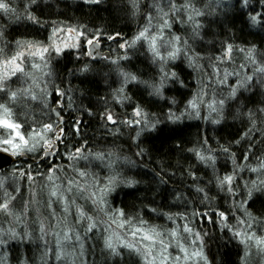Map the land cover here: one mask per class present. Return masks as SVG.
Listing matches in <instances>:
<instances>
[{
  "label": "snow or ice",
  "instance_id": "6c2138e0",
  "mask_svg": "<svg viewBox=\"0 0 264 264\" xmlns=\"http://www.w3.org/2000/svg\"><path fill=\"white\" fill-rule=\"evenodd\" d=\"M37 0H27L18 11L12 0H0V15L9 22L28 21L32 24H40L39 18L34 15L31 5ZM86 4H98L100 0H84ZM264 7V0H258ZM132 15L136 16L141 11L140 0H130ZM240 9H248L250 0H237ZM232 7L226 0H209L203 8L197 7L194 0H150L145 5L144 25L138 29L131 41L119 42L118 47L124 52L118 60L128 59V49L137 43L147 45L146 51L150 54L153 64L159 66L158 80H141L136 74L127 72L118 63L112 60L115 71L121 78L120 87L114 90L113 99L123 104L130 100L125 93L129 84H140L148 91L149 96L164 98L165 85L170 80L177 79L175 71L167 70L170 63L183 59L194 71L205 67L201 63L205 57L197 51L194 42L203 39L201 31L204 26L203 17L213 15L217 9ZM248 20L253 27H264V12H256L252 9ZM176 25L189 29L190 35H181L174 30ZM75 33L68 36L74 40L72 44L64 43V37L59 36L63 32ZM4 30L0 28V39L4 38ZM119 35V34H117ZM101 33H88L76 27L66 30L62 27H53L50 43L44 45L41 42L16 41L17 50L14 54H6L5 48L0 47V153L17 158V163L10 174L13 183L23 180L29 186V198L23 202L22 207L17 208L14 201L19 195L20 187L12 190L6 187L8 177H0V264H8L9 245H35L41 249V264H50L54 258L55 264H87L85 259V243L93 238L99 239L103 244V251L117 264H123L125 257L135 258V264H199L203 259L207 264V258L203 254V237L200 232H193L188 223H185L183 232L188 234L187 242L178 236L176 230L166 231L156 225H151L142 216L126 215L123 209H112L109 206L108 196L121 184L133 187L138 181L130 178H122L121 174L114 169V160H119L116 153L92 152L87 148L86 142L67 151L64 156L69 167L57 165L55 157L61 155L59 145L65 144V129L60 109L64 107L61 103L66 92L61 90L55 81V75L51 68V60L62 55L66 48H80V39L84 38L88 48L87 54L92 56L99 47ZM107 39H116L114 35H108ZM234 46L231 43L221 45L219 56L208 57L212 73L208 74L207 81H201L199 91L188 102L185 112L177 115L171 110L165 119L176 123L185 115L197 119L200 118V105H206L209 116L213 113L215 118L211 119L213 124H219L223 119L226 102L237 99V93L250 90L259 84L264 87V54L258 55L255 46L239 48L246 55L247 63L239 65V70L228 72L227 68L221 70L220 65L231 63ZM27 57H38L40 62L32 60L29 70H26ZM20 74L27 86L15 89L9 83L13 77ZM229 76H235V84L229 83ZM15 83V81H12ZM225 86L229 89L227 96L217 98L215 87ZM183 86V82H181ZM51 88V91L49 90ZM212 89L211 100L206 101L207 90ZM49 97H56L55 104L49 103ZM39 104L42 112L49 113V119L36 122L35 119L30 127L25 126L24 120L16 119L14 108L20 105L29 107L31 104ZM174 103V101H173ZM71 107V103L68 104ZM188 108L193 111L188 112ZM55 115V120L51 118ZM28 113H25L27 117ZM91 115V113H89ZM247 117L249 127L235 140L239 145L242 140L250 141L248 150H251L252 140L255 133L264 135V108L256 112L248 110L240 113ZM106 124H124L128 127L141 126L136 137L139 138L142 131H154L157 124L161 123L159 118L150 119L149 114L140 106L132 108L131 115L118 121L111 111L105 109L103 116ZM80 121H76L73 132L79 135ZM111 130V129H110ZM208 140L205 139L199 147L188 149L196 159L207 168L216 171L217 156L215 151L225 154L233 164L231 173L223 176L216 175V186L220 191L230 194L232 197L240 195L234 187L236 170H243V166L237 164L235 152L230 145H219L218 149L205 147ZM144 149H140L136 155L143 156ZM106 156L108 160L106 162ZM27 157V159H24ZM245 161L248 155L243 156ZM100 161L111 171L106 179H101L98 174L88 169L87 164L78 166L80 161ZM31 161V162H30ZM7 162V161H5ZM43 168V170H42ZM251 172L264 173V160L256 167H250ZM72 175L69 176L68 173ZM195 182L197 177L189 172ZM246 199L237 206L244 216H236L237 224L242 227L230 226L228 216L224 211H218L222 228H227L233 238L239 240L244 246V256L251 255L255 248L258 255L264 256V235H258L254 230L255 218L247 211L246 205L254 192H264V180L252 181L251 186L245 183ZM35 189H38L35 190ZM197 193H203L202 200H207L208 195L203 187H196ZM46 196L41 198V194ZM180 199V196H177ZM83 202V203H81ZM156 212V209H150ZM196 213H194L195 215ZM207 216V213H203ZM235 216V213H233ZM244 217H249L245 219ZM169 220L173 216L168 215ZM186 221L188 217L183 216ZM206 235V233L204 234ZM175 248V251L170 249ZM191 249V250H190ZM243 259V258H242ZM19 264H32L31 257L26 256Z\"/></svg>",
  "mask_w": 264,
  "mask_h": 264
},
{
  "label": "trees",
  "instance_id": "16d2710c",
  "mask_svg": "<svg viewBox=\"0 0 264 264\" xmlns=\"http://www.w3.org/2000/svg\"><path fill=\"white\" fill-rule=\"evenodd\" d=\"M12 2L20 11L27 0H12ZM54 2L56 7L51 10L49 5ZM194 2L197 7L203 8L209 0H194ZM226 2L230 3L232 7L217 9L213 15L202 18L204 21L201 31L203 39L194 42L197 51L205 57L201 61L205 67L194 71L183 59L177 60L176 63H170L167 70L175 71L177 79L166 83L163 99L149 96L143 85L134 83L129 86V89H125L130 100L121 104L113 98L112 101L109 98L107 99L109 105L102 106L106 94L103 92L101 80L108 72L113 71L112 65H108L106 61H90L85 58L86 55L83 57L84 60L83 58L76 59L75 53L68 50L64 51L61 56L54 57L50 62L56 84L66 92V96L61 101L64 105L61 115L66 134L65 144L62 145L66 150H60L61 155L56 156L54 162L67 168L69 162L63 158L67 155V151L73 150L85 142L87 148L92 152L116 153L119 160L116 161L113 158L114 169L121 174L122 178L134 179L138 183L133 187L123 184L118 186L107 198L109 206L112 209H123L126 215L142 216L149 224L156 225L166 231L171 228L179 231L177 229L181 228L182 222L188 223L194 232H200L203 237L207 264L243 263L244 246L239 243L238 239L232 237L227 228H222L217 212L224 211L228 216L227 223L232 226L233 222L229 219L244 216V213L234 204L238 205L243 199H246L245 183L251 186L252 181L259 182L258 176L262 177L263 173L251 172L249 169L256 167L261 160H264V135L260 132L255 133L250 151L248 150L250 141L242 140L237 145L235 140L239 139L240 135L249 127L247 117L240 113H246L248 110L256 112L258 109L264 108V87L257 84L250 90L241 89L237 93V99L226 102L223 119L219 124L211 122V119L215 118V113L207 121L203 119L205 116H209V112L205 110L206 105L204 108L200 105L199 119L194 116L189 118L185 115L180 121L171 123L165 117L170 110L177 115L185 112L189 100L199 91L200 82L207 81L208 74L213 71L208 66V57L219 56L222 44L231 43L234 46L232 62L220 65L221 70L227 68L228 72H232L234 69L239 70L240 64L247 63L245 53L240 52L239 48L247 50L255 46L258 55L264 54V27L251 26L248 15L245 14L250 13L252 9H255L256 12H264V7H261L258 0H250L249 8L242 11L237 0H226ZM64 3L66 5H62ZM140 6V13L133 16L130 0H100L98 4H86L84 0H37L35 5H31V10L41 21L39 26L24 20L9 22L0 15V28L5 33L4 38L0 39V47L5 48L6 54H14L15 51L20 50L17 49L16 41L21 43L43 42L46 36L38 32V28L41 29L42 25L46 23L44 26L47 30L50 27L53 29L52 26L49 27V22L58 26L63 25L62 27L65 28L76 27L89 35L99 32L101 33L100 41H102L101 37H105L106 40L108 35L119 34L121 36L120 28L129 21L135 23L136 30L144 25L145 6L143 0L140 1ZM127 10L131 12L128 14ZM107 30L108 32H106ZM174 30L182 36L191 34L190 28L185 29L180 25H176ZM49 34L48 32L47 35ZM102 43H105L104 40ZM115 44L111 43L110 46H116ZM139 48L142 50L141 47ZM106 49H110L109 45ZM148 58L150 60V57ZM32 59L34 58L26 55V70H29ZM128 64L129 62L123 63L121 66L127 68ZM133 65L136 68L130 67V71L129 68L125 71L133 72L141 80L159 79L160 72H149L148 65L144 67V64L134 61ZM107 67L110 68L109 71ZM134 70L136 71L134 72ZM18 77L20 78H12L15 83L9 82L13 89L27 86L23 83L24 78L20 74ZM236 79L235 76H229V83L235 84ZM115 82L121 84L119 75ZM181 82H183V86H181ZM49 90L51 91V88ZM228 91L229 89L225 86L217 85L215 87V94L218 97L227 96ZM207 92L206 101L212 98L213 90L208 89ZM83 95L84 98L79 99ZM85 95H88V99L85 98ZM56 99V97H49V103L54 105ZM80 101L82 103L86 101V103L81 104ZM69 103H71V107H68ZM86 104L87 106H85ZM137 104L149 114L150 119L159 118L161 123L157 124L156 130L142 131L137 138L136 133L141 126L134 128L124 124L111 125L106 124L103 119L105 109L111 111L118 121L126 119ZM14 110L15 118L24 120L26 127H30L34 119L39 123L48 120L50 115L47 112H42L39 104L35 103L29 107L20 105ZM187 110L188 112L193 111L191 108ZM25 113H28L27 117ZM51 118L55 120L53 114H51ZM76 121H80L79 135L74 134L72 129ZM205 139L208 140L205 147L218 149L219 145H230L232 152H235L237 164L243 166V170H236L234 181V187L239 185L236 190L240 195L232 197L230 194L220 191L216 186V175L223 176L233 170L232 161L226 159L225 154L219 151L214 152V155L217 156L214 173L212 168L205 167L192 152L188 151L190 148L199 147ZM140 149L145 150L143 156L136 155ZM245 154L248 155L247 161L243 159ZM107 160L106 156V162ZM91 162L95 166L97 165L95 161ZM16 163L17 161L14 160L9 168L0 171V177H8L6 187L9 190L17 187V184L20 187L19 195L14 201L16 207L20 208L23 202L28 199L29 187L23 180L17 181V183L12 182L10 174ZM82 163L90 166V162L83 160L79 162L78 166H84ZM96 168L98 169L90 171L98 174L100 178L104 177L105 172L98 166ZM190 171L197 177L195 182L189 175ZM197 186L205 189L208 195L207 200H202L203 193H193V189H196ZM35 190L38 191V189ZM177 196H180V199H177ZM41 198L45 199L43 193ZM150 209H156V212ZM246 209L251 217L255 218L254 230L258 235H264V192H254L252 198L247 202ZM194 213L196 214L194 215ZM203 213L208 215L203 216ZM168 215L173 216L174 219L169 220ZM183 216L188 217V220L183 219ZM244 218L249 219V217ZM0 221L2 222V218ZM172 223L173 225H171ZM205 233L206 235H204ZM26 256L31 257L32 264H41V249L35 245L25 246L15 243L9 245L8 264H19V261ZM85 259L87 264H117L103 251L102 241L96 238L85 243ZM50 264H55L54 258ZM123 264H135V258L130 260L125 257Z\"/></svg>",
  "mask_w": 264,
  "mask_h": 264
},
{
  "label": "rangeland",
  "instance_id": "374dc122",
  "mask_svg": "<svg viewBox=\"0 0 264 264\" xmlns=\"http://www.w3.org/2000/svg\"><path fill=\"white\" fill-rule=\"evenodd\" d=\"M141 1V0H140ZM143 2H144V6L145 5H147L148 3H150V0H143ZM108 4V3H107ZM109 6V5H108ZM142 17V16H141ZM49 26H51V25H49ZM53 27H55V26H52V28ZM62 28H64L65 30L67 29V27L65 28V27H62ZM140 28V27H139ZM138 28V29H139ZM137 29V30H138ZM52 35V33L50 32V34H49V37ZM59 36H61V37H64V43H67V44H72V43H74L75 41L74 40H71V39H68V36H75V33H67L66 31L65 32H63V33H59L58 34ZM102 38V41L103 40H105V37H101ZM102 41H100V43H99V47H98V49L96 50V54H99V55H101V54H103V53H109L110 55L108 56V58H106L105 60H106V62H107V64L108 65H112V66H114L112 63H111V61L112 60H118V57L120 56V55H122L123 53H121V52H119V50L117 49V47L118 46H110L111 45V40H109V39H106V42L105 43H102ZM41 43H43L44 45H47L48 43H50V41H49V38H48V40H45L44 42H41ZM109 45V50L107 51L106 50V47ZM137 45L139 46V47H141L142 49H144L143 51L145 52L146 51V49H147V45L146 44H143V46H142V44L141 43H137ZM88 47L89 46H87L86 45V43L84 42V38L83 37H81V39H80V48L77 50V49H74V48H66L64 51H72L73 53H75V55H76V59H80V58H83L85 55H86V57H87V55L88 54H84V52H88L87 50H88ZM81 51H83L82 53H81ZM26 55H27V51H26ZM149 57H150V54H149ZM36 59H39L38 57H35ZM130 60H131V62H129V64H128V66H126L127 68H129V71H130V66H131V64L133 63V60H132V58H129ZM83 60H84V58H83ZM96 59H94L93 58V61H95ZM150 60H151V57H150ZM98 61V60H97ZM125 61V62H124ZM105 62V63H106ZM176 62H178V61H176ZM176 62H174V63H176ZM118 63H125L126 64V60L124 59V60H118ZM122 64H120V65H122ZM123 67H125V66H123ZM108 68V67H107ZM126 68V69H127ZM109 69L110 68H108V71H109ZM73 72V71H72ZM74 73V72H73ZM156 73H159V72H156ZM69 75V74H68ZM112 76H113V73L112 72H108L106 75H105V77H103L102 78V86H103V89H104V94H106V98H105V102L102 104V106H106V105H109V103H107V99H109L110 98V100L112 101L113 99V94H114V89H117V88H119L120 87V84L118 83V82H115V80L112 78ZM113 79V80H112ZM129 86H132L131 84H129L127 87H126V89H129L130 87ZM87 96V97H86ZM212 97V96H211ZM84 98V95L82 96V97H79V99H83ZM85 98H87L88 99V95H85ZM217 98H220V97H218L217 96ZM87 99H85V100H87ZM94 100V99H93ZM97 100V99H96ZM210 100H211V98H210ZM80 103L81 104H85L86 103V101L85 102H81L80 101ZM85 106H87V104L85 105ZM202 108H204V105H202ZM205 110H206V112L208 111L209 112V109L207 108V107H205ZM60 112L61 113H63V109L61 108L60 109ZM54 115V114H53ZM55 116V115H54ZM62 116V115H61ZM62 119H63V116H62ZM132 127H134V128H138L139 127V125H133ZM140 128V127H139ZM93 161H95V163H97V165L96 166H98L102 171H104L105 173V175H104V177H101V179H106L107 178V176L110 174V169L108 168V167H106L104 164H102V163H100L99 161H96V160H93ZM83 164V163H82ZM84 165V164H83ZM87 166H88V169L89 170H94V169H98V168H96V166L92 163V162H90V166L87 164ZM67 167H69V166H67ZM68 175L69 176H71L72 175V173L71 172H69L68 173ZM262 177H260V176H258V178H257V180H264V173L261 175ZM17 186H18V184H17ZM28 186V185H27ZM29 187V186H28ZM193 193H197L196 192V189L194 188L193 189ZM29 194H30V190H29V192H28V198H29ZM199 194V193H198ZM44 198H46V196L44 195ZM81 203H83V202H81ZM230 221H232L233 222V225L232 226H236V227H242V226H240V225H238L237 224V220H236V218H231V219H229ZM1 222V221H0ZM185 223L186 222H182V224H181V228H179V229H177V230H179V231H177V233H178V236L181 238V239H185V238H188V234L187 233H184L183 232V227H184V225H185ZM171 225H173V223L171 224ZM170 230H175L174 228H171ZM169 230V231H170ZM194 232V231H193ZM185 242H187V239H185ZM191 250V249H190ZM170 251H175V248L173 247V249H170ZM205 250H204V244H203V254H204V256H205V252H204ZM243 258V263L242 264H264V256H261V255H258L257 253H256V250H255V248H253L252 250H251V255H249L248 257H245V256H243L242 257ZM199 264H205V261L203 260V259H200L199 260Z\"/></svg>",
  "mask_w": 264,
  "mask_h": 264
},
{
  "label": "bare ground",
  "instance_id": "6f19581e",
  "mask_svg": "<svg viewBox=\"0 0 264 264\" xmlns=\"http://www.w3.org/2000/svg\"><path fill=\"white\" fill-rule=\"evenodd\" d=\"M62 5H66L65 3L64 4H62ZM42 6V5H41ZM49 7H50V9L52 10V8H54V7H56V3L54 2V3H50V5H49ZM128 11V10H127ZM131 11H128V14L130 13ZM59 20H61V19H59ZM128 20V19H127ZM56 21H58V20H56ZM62 21V20H61ZM49 24L51 25V26H55V27H57V28H60V27H62L63 25H61V26H58L57 24L56 25H54L53 23H51V22H49ZM35 25H40V24H35ZM44 25H46V23H44ZM44 25H42V28L40 29V27L38 28V32H40V33H42L43 34V36L45 35L46 36V39L45 40H48V38H49V35H47V33L49 32L50 33V30H51V33H52V29H46V26H44ZM47 28H48V26H47ZM105 31V30H104ZM110 31V30H109ZM137 31L138 30H136V28H135V23L133 22H128L124 27H122V28H120V30H119V33H120V35L121 36H119V35H116V39H113V40H111L110 42L111 43H116L115 45L116 46H118V43L119 42H124L125 40H127V41H131V39L133 38V36L137 33ZM106 32H108V30L106 31ZM105 32V33H106ZM44 40V41H45ZM43 41V42H44ZM105 42H106V40H104ZM89 48V47H88ZM117 49L119 50V52H121V53H123L124 52V50L123 49H120L119 47H117ZM107 51L109 50V49H106ZM143 50L144 49H142V50H140V48H139V46L138 45H136L135 47H133V48H129L128 49V59H125L126 60V63L127 62H131V60L129 59V58H132V60L134 61V62H136V63H138V64H140V63H142V65L144 64V67L145 66H149L150 68H149V72H154L155 73V71L156 72H159V66L158 65H156V64H153L152 63V61H150L149 60V53L147 52V51H145V53L143 52ZM88 51V50H87ZM147 53V56H145V54ZM84 54H87V52H84ZM110 54L108 53H103V54H101V55H99V54H96V53H94V56L92 55V56H90V55H87V57H85V58H87L88 60H90V61H93V58L94 59H96L95 57H98L95 61L97 62V60L99 61V62H102V61H106L105 59L106 58H108V56H109ZM35 60H36V62H40L38 59H36V58H34ZM33 60V59H32ZM31 60V61H32ZM86 60V59H85ZM87 61V60H86ZM147 62V63H145V62ZM125 62V61H124ZM115 65L114 66H112L111 68H112V73H113V76H112V78L115 80L117 77H118V75H117V72L115 71L114 72V70H115ZM132 69H134V68H136L134 65H133V63L131 64V66H130ZM123 69L124 70H126V68H124L123 67ZM136 70H134V72H135ZM133 73V72H132ZM112 79V80H113ZM167 83H171V81H169V82H167ZM54 118H55V116H54ZM56 119V118H55ZM64 145V144H63ZM62 144L61 145H59V149L60 150H66L65 149V146H63ZM11 157V156H10ZM12 159H13V162H14V160L15 161H17V158H14V157H11ZM24 159H27V157H25ZM7 169V168H6Z\"/></svg>",
  "mask_w": 264,
  "mask_h": 264
},
{
  "label": "water",
  "instance_id": "95a60500",
  "mask_svg": "<svg viewBox=\"0 0 264 264\" xmlns=\"http://www.w3.org/2000/svg\"><path fill=\"white\" fill-rule=\"evenodd\" d=\"M94 56V54H93ZM96 59L98 57H95ZM7 161V162H5ZM13 164V159L8 156L7 154H4V153H0V171L6 169V168H9L11 165Z\"/></svg>",
  "mask_w": 264,
  "mask_h": 264
}]
</instances>
